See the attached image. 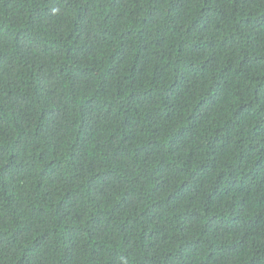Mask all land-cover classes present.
I'll return each instance as SVG.
<instances>
[{"label":"trees","instance_id":"1","mask_svg":"<svg viewBox=\"0 0 264 264\" xmlns=\"http://www.w3.org/2000/svg\"><path fill=\"white\" fill-rule=\"evenodd\" d=\"M0 264H264V0H0Z\"/></svg>","mask_w":264,"mask_h":264}]
</instances>
